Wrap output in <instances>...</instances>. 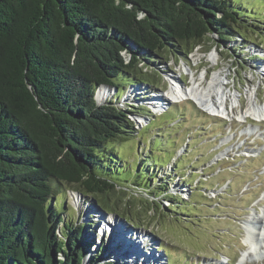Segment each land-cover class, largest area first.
<instances>
[{
	"label": "trees",
	"instance_id": "16d2710c",
	"mask_svg": "<svg viewBox=\"0 0 264 264\" xmlns=\"http://www.w3.org/2000/svg\"><path fill=\"white\" fill-rule=\"evenodd\" d=\"M247 3L0 0V264L84 263L93 224L61 219L63 185L135 229L173 201L168 183L155 191L157 178L143 181L149 161L140 153L133 173L119 160L114 148L137 134L132 117L153 114L119 101L130 86L163 91L168 63L200 46L232 48L242 67L245 50L231 43H264ZM100 87L116 90L102 105ZM104 251L91 264H103Z\"/></svg>",
	"mask_w": 264,
	"mask_h": 264
},
{
	"label": "rangeland",
	"instance_id": "374dc122",
	"mask_svg": "<svg viewBox=\"0 0 264 264\" xmlns=\"http://www.w3.org/2000/svg\"><path fill=\"white\" fill-rule=\"evenodd\" d=\"M243 2H248L249 11L262 20L260 25L264 27V0ZM237 42L231 45L243 47L246 53L239 52L245 58L242 67L232 48L220 50L208 44L197 47L187 60L173 59L168 63L159 85L163 91L139 85L127 88L119 105L134 102L153 114L151 120L140 118L136 137L117 145L115 152L128 173L136 169V154L140 153L142 162L149 161L143 181L148 184L149 178H157L156 184L150 183L155 191L163 189L160 182L168 183L165 190L174 199L164 201V209L156 205V213L149 218L141 216L145 226L135 229L99 211L92 200L74 192V187L63 185V194L58 198L61 219L66 224H93L82 237L95 239L83 264H91L101 247L105 251L100 263L143 264L129 256H119L117 250L122 246L116 247L113 240L121 230L136 244H129L135 253L142 251L145 257L153 253L159 258L157 263L145 264H221L226 261L224 257L237 264L243 252L247 256L242 264H264V230L258 239L262 249L256 250L251 249L253 244L248 242L246 231L248 223L257 224V216L264 215V117H240L248 110L253 93L257 104L264 106V43L257 46ZM217 74L224 77L221 88L233 96L228 101L227 114L209 112L191 98L176 100L173 93V104L163 106L158 100L164 99L173 87L192 88L194 80L209 87ZM115 94L114 89L100 87L97 104H105ZM226 115L230 120L224 119ZM248 150L258 156L247 157L251 154L246 156ZM135 185L131 188L138 189ZM132 189L130 193H134Z\"/></svg>",
	"mask_w": 264,
	"mask_h": 264
},
{
	"label": "bare ground",
	"instance_id": "6f19581e",
	"mask_svg": "<svg viewBox=\"0 0 264 264\" xmlns=\"http://www.w3.org/2000/svg\"><path fill=\"white\" fill-rule=\"evenodd\" d=\"M212 57H214V55ZM223 81H224V77H221L218 74L213 76L212 80L210 81L209 87L200 86L202 83L198 84L194 80L192 88L184 89V88H179V87H176V88L173 87L172 91H170L167 94V97L164 98L163 100L165 101L170 100L174 102L175 101L174 96L176 100H179L182 98H191L194 101H197L200 104V106L206 109L207 111L217 112V113H221L224 115V114H227L228 101L232 100L233 96L229 93H226V91L221 88V86H223ZM172 93L174 94V96L172 95ZM256 99H257V95L253 93L250 99V105L248 107V110L245 111V113L240 116L241 118H247V116L264 117V106H259L256 102ZM158 100H161V99H158ZM233 102H236V101H233ZM158 103L160 102L158 101ZM227 116L228 115H226V117ZM256 221H257V224H254L251 222L246 225L247 227L246 230L248 231V240H249L248 242L250 244H253L251 249H254V250L259 248L258 239H259L260 234L264 230L263 229L264 227L262 228L260 225L264 226V215H261V216L258 215ZM117 227L119 226L117 225ZM121 232H122L121 234H116L118 236L115 235L116 238L114 237V240H113V243L115 244V246L119 244L122 246V249L120 251L117 250L118 254H120L119 256L121 257L124 256L125 258L129 256L134 262L142 261L143 264H145L147 261L157 263V259L159 258L153 255V253H151L150 256L145 257L142 251L140 252V254H138V253H135V251H133L132 249H130L129 244L131 247H133L134 245H135L134 247H136V244L130 241L128 237H126V235L124 234V231L121 230ZM246 256H247L246 254H243L239 264H242L245 261Z\"/></svg>",
	"mask_w": 264,
	"mask_h": 264
},
{
	"label": "built area",
	"instance_id": "2783aa9c",
	"mask_svg": "<svg viewBox=\"0 0 264 264\" xmlns=\"http://www.w3.org/2000/svg\"><path fill=\"white\" fill-rule=\"evenodd\" d=\"M132 118H133L134 121H136V123H137V121L140 120V117H132ZM137 124H138V123H137Z\"/></svg>",
	"mask_w": 264,
	"mask_h": 264
},
{
	"label": "water",
	"instance_id": "95a60500",
	"mask_svg": "<svg viewBox=\"0 0 264 264\" xmlns=\"http://www.w3.org/2000/svg\"><path fill=\"white\" fill-rule=\"evenodd\" d=\"M107 88V87H106ZM114 218H117L116 216H113ZM118 219V218H117ZM90 252V251H89Z\"/></svg>",
	"mask_w": 264,
	"mask_h": 264
}]
</instances>
